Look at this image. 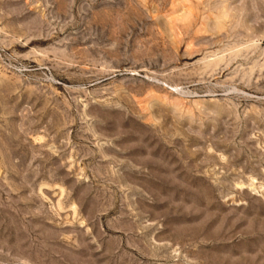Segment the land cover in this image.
Returning <instances> with one entry per match:
<instances>
[{
  "label": "rangeland",
  "instance_id": "obj_1",
  "mask_svg": "<svg viewBox=\"0 0 264 264\" xmlns=\"http://www.w3.org/2000/svg\"><path fill=\"white\" fill-rule=\"evenodd\" d=\"M0 264H264V0H0Z\"/></svg>",
  "mask_w": 264,
  "mask_h": 264
}]
</instances>
